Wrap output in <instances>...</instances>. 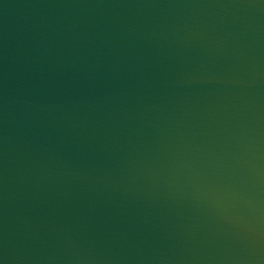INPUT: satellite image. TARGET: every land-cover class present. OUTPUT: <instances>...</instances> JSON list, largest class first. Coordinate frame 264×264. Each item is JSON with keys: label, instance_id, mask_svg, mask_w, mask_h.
<instances>
[{"label": "water", "instance_id": "obj_1", "mask_svg": "<svg viewBox=\"0 0 264 264\" xmlns=\"http://www.w3.org/2000/svg\"><path fill=\"white\" fill-rule=\"evenodd\" d=\"M0 264H264V0H0Z\"/></svg>", "mask_w": 264, "mask_h": 264}]
</instances>
